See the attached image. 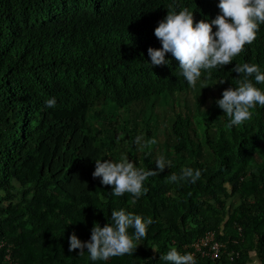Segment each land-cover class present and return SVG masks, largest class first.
Masks as SVG:
<instances>
[{
	"label": "trees",
	"instance_id": "1",
	"mask_svg": "<svg viewBox=\"0 0 264 264\" xmlns=\"http://www.w3.org/2000/svg\"><path fill=\"white\" fill-rule=\"evenodd\" d=\"M218 3L0 0V264H166L160 255L171 246L188 252L186 245L208 228L223 247L216 258L195 253L196 264H246L252 256L264 264V107L227 127L215 103L240 78L231 71L236 63L264 71V25L232 64L211 70V78L202 74L194 88L170 53L171 63L153 67L147 52L162 47L154 29L170 7L210 21ZM210 87L217 96L205 105ZM180 90L193 101L188 107L179 100L184 109L173 112L161 140L151 115L125 112ZM50 98L54 108L45 107ZM137 136L157 143L142 147ZM159 156L172 167L150 176L134 204L130 194L114 196L92 176L97 158L127 157L155 170ZM184 167L200 169L201 178L166 182ZM120 209L153 220L133 255L92 261L86 250L68 251L73 232L88 241L94 222L103 227Z\"/></svg>",
	"mask_w": 264,
	"mask_h": 264
},
{
	"label": "clouds",
	"instance_id": "2",
	"mask_svg": "<svg viewBox=\"0 0 264 264\" xmlns=\"http://www.w3.org/2000/svg\"><path fill=\"white\" fill-rule=\"evenodd\" d=\"M217 6L219 14L210 21H196L193 11L186 7L179 11L170 7L167 15L154 29V35L162 47H149L147 50L151 65L154 67L171 63L166 59V54L170 53L178 61L179 75L188 86L194 88L202 74L211 78V70L232 64L245 46L255 41L260 26L264 25V0H219ZM231 71L240 78L235 86H229L222 92V98L215 101L229 118L227 127L244 124L252 118V109L257 105L264 107V90L257 87L264 84V71H261L260 66L248 62L236 63ZM55 105V98L45 101L46 108H54ZM142 140L143 137L137 136L134 142L142 147L157 143L155 138L144 144L141 143ZM171 167L172 161L164 156L156 159L155 170L138 168L127 157H121L119 162L97 158L92 176L94 179L99 178L103 185L110 186L114 196L130 194L134 204L146 193L144 182L150 176L163 173L166 168ZM201 175L200 169L184 167L179 175L172 173L166 177V182L189 181L195 184ZM152 223L150 217L145 219L124 209L113 210L111 223L107 222L101 227L94 222L88 241H81L73 232L68 238V251L79 249L78 255H83L86 250L92 261H107L112 257L133 255L138 247L136 242L146 238L147 227ZM129 228L134 229L133 235L128 233ZM194 239L186 245L188 249ZM222 247L223 244L219 251ZM153 250L157 251L155 248ZM190 250L181 254L177 247L171 246L166 254L160 255V260L166 264H196L193 255L197 252L190 253ZM252 264H259V261L254 259Z\"/></svg>",
	"mask_w": 264,
	"mask_h": 264
},
{
	"label": "rangeland",
	"instance_id": "3",
	"mask_svg": "<svg viewBox=\"0 0 264 264\" xmlns=\"http://www.w3.org/2000/svg\"><path fill=\"white\" fill-rule=\"evenodd\" d=\"M153 100L140 101L135 104H131L126 109V114H134L135 117L140 118L143 114L151 115L150 121H152V127L154 128L155 138L161 140L164 137L165 131L164 128L169 124V119L173 116L174 111H183L184 105L179 103V100L185 99V104L189 105L193 101V97L190 91L180 90L173 92H163ZM202 95V91L199 90L198 97ZM217 96V91L214 87H210L204 90V104H208L213 98ZM174 102V103H172ZM155 158L157 155H153ZM236 200L232 199L229 202L226 201V204H233ZM252 254V253H251ZM256 260L255 256H252L251 259L246 264H252L253 260Z\"/></svg>",
	"mask_w": 264,
	"mask_h": 264
},
{
	"label": "built area",
	"instance_id": "4",
	"mask_svg": "<svg viewBox=\"0 0 264 264\" xmlns=\"http://www.w3.org/2000/svg\"><path fill=\"white\" fill-rule=\"evenodd\" d=\"M221 246V242L214 238V231L209 228L205 229L189 244L190 253L197 252L200 256L208 258L217 257ZM4 257L6 258L7 254ZM5 264H11V262L7 260Z\"/></svg>",
	"mask_w": 264,
	"mask_h": 264
}]
</instances>
